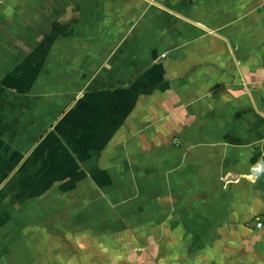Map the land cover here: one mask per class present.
I'll use <instances>...</instances> for the list:
<instances>
[{
	"label": "crops",
	"instance_id": "0c3cea01",
	"mask_svg": "<svg viewBox=\"0 0 264 264\" xmlns=\"http://www.w3.org/2000/svg\"><path fill=\"white\" fill-rule=\"evenodd\" d=\"M257 168L264 0H0V264H264Z\"/></svg>",
	"mask_w": 264,
	"mask_h": 264
},
{
	"label": "clouds",
	"instance_id": "9594fccd",
	"mask_svg": "<svg viewBox=\"0 0 264 264\" xmlns=\"http://www.w3.org/2000/svg\"><path fill=\"white\" fill-rule=\"evenodd\" d=\"M256 172L264 171V169L257 168L255 169Z\"/></svg>",
	"mask_w": 264,
	"mask_h": 264
},
{
	"label": "built area",
	"instance_id": "2783aa9c",
	"mask_svg": "<svg viewBox=\"0 0 264 264\" xmlns=\"http://www.w3.org/2000/svg\"><path fill=\"white\" fill-rule=\"evenodd\" d=\"M261 226H262V223L258 222L257 227H261Z\"/></svg>",
	"mask_w": 264,
	"mask_h": 264
}]
</instances>
